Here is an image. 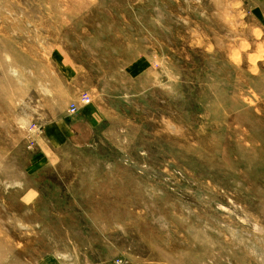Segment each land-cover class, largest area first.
<instances>
[{"label": "rangeland", "instance_id": "obj_1", "mask_svg": "<svg viewBox=\"0 0 264 264\" xmlns=\"http://www.w3.org/2000/svg\"><path fill=\"white\" fill-rule=\"evenodd\" d=\"M0 264H264V0H0Z\"/></svg>", "mask_w": 264, "mask_h": 264}, {"label": "crops", "instance_id": "obj_2", "mask_svg": "<svg viewBox=\"0 0 264 264\" xmlns=\"http://www.w3.org/2000/svg\"><path fill=\"white\" fill-rule=\"evenodd\" d=\"M71 86L72 89L70 90V93H65L62 102H67L66 99H68L71 103H74L75 101L80 99L79 97H81L82 99L86 97V94H82L83 91L78 89L76 84H72ZM63 109H67L64 104ZM64 112L66 113V111ZM66 119L68 120V117L64 114L56 123L58 126H55V128L65 129L70 142L74 141L85 144L91 143V141H93L96 129L95 127L97 123L100 122V117L94 108L89 109L80 107V109L78 108L77 116H75V119L73 121L68 122L66 121ZM58 137L60 139L61 135H59Z\"/></svg>", "mask_w": 264, "mask_h": 264}, {"label": "built area", "instance_id": "obj_3", "mask_svg": "<svg viewBox=\"0 0 264 264\" xmlns=\"http://www.w3.org/2000/svg\"><path fill=\"white\" fill-rule=\"evenodd\" d=\"M85 98H83V102H85V100H84ZM78 107V104L76 103V104H74V106H72V108L70 109V113L71 114H75V112L77 111V108Z\"/></svg>", "mask_w": 264, "mask_h": 264}]
</instances>
